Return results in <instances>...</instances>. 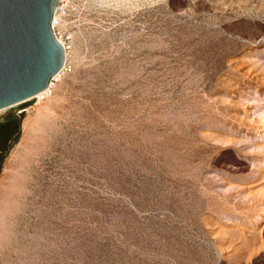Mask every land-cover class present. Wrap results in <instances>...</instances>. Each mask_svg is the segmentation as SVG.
<instances>
[{
  "label": "rangeland",
  "instance_id": "obj_1",
  "mask_svg": "<svg viewBox=\"0 0 264 264\" xmlns=\"http://www.w3.org/2000/svg\"><path fill=\"white\" fill-rule=\"evenodd\" d=\"M72 19L52 110L0 114V264H264V0Z\"/></svg>",
  "mask_w": 264,
  "mask_h": 264
},
{
  "label": "water",
  "instance_id": "obj_2",
  "mask_svg": "<svg viewBox=\"0 0 264 264\" xmlns=\"http://www.w3.org/2000/svg\"><path fill=\"white\" fill-rule=\"evenodd\" d=\"M59 1L0 0V110L42 93L62 70L51 30Z\"/></svg>",
  "mask_w": 264,
  "mask_h": 264
},
{
  "label": "built area",
  "instance_id": "obj_3",
  "mask_svg": "<svg viewBox=\"0 0 264 264\" xmlns=\"http://www.w3.org/2000/svg\"><path fill=\"white\" fill-rule=\"evenodd\" d=\"M85 1L86 0H60L53 14L51 30L56 41L63 46L65 53V63L60 72L65 68L67 56L69 55L70 58L74 53L78 44V37H80V28L72 19V12L79 9ZM53 79L48 88L42 92L41 98L38 100L44 101L52 95L53 91L51 93L50 88Z\"/></svg>",
  "mask_w": 264,
  "mask_h": 264
},
{
  "label": "bare ground",
  "instance_id": "obj_4",
  "mask_svg": "<svg viewBox=\"0 0 264 264\" xmlns=\"http://www.w3.org/2000/svg\"><path fill=\"white\" fill-rule=\"evenodd\" d=\"M72 56V55H71ZM69 61H70V58H69V55L67 56V59H66V64H65V68L63 69V71L62 72H60L58 75H56L55 77H54V79H53V81H52V83H51V88H50V92L52 93V90H53V88L55 87V82H58V81H60L61 79H63L62 77L63 76H65V74H66V71H67V68H68V64H69ZM41 95H42V93H40V94H38V95H36V96H34V97H31V98H29L28 100H26V101H23V102H20V103H17V104H15V105H13V106H10V107H7V108H4V109H2V110H0V114H2V113H4V112H6V111H8L9 109H12V108H14V107H17V106H19V105H21V104H23V103H25V102H28V101H30V100H37V99H40L41 98ZM48 101H46V102H43V101H41V100H38L39 102H38V114L37 115H40V114H46V113H48V112H50L51 110H52V108H50V106H49V101H51V96H49L48 98Z\"/></svg>",
  "mask_w": 264,
  "mask_h": 264
},
{
  "label": "flooded vegetation",
  "instance_id": "obj_5",
  "mask_svg": "<svg viewBox=\"0 0 264 264\" xmlns=\"http://www.w3.org/2000/svg\"><path fill=\"white\" fill-rule=\"evenodd\" d=\"M8 137L4 132H0V153L6 148Z\"/></svg>",
  "mask_w": 264,
  "mask_h": 264
}]
</instances>
